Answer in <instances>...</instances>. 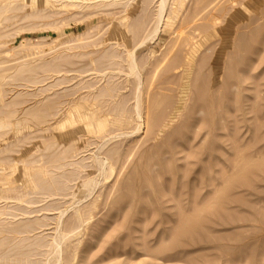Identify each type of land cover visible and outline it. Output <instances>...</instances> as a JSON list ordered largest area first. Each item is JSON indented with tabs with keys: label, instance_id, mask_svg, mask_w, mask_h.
<instances>
[{
	"label": "rangeland",
	"instance_id": "1",
	"mask_svg": "<svg viewBox=\"0 0 264 264\" xmlns=\"http://www.w3.org/2000/svg\"><path fill=\"white\" fill-rule=\"evenodd\" d=\"M206 1L174 3L176 13L152 40L158 0L84 9L54 0H0V206L8 178L30 193V173L47 183L65 180L60 171L49 172L51 180L45 175L57 157L68 152L89 159L81 178L62 192L67 195L35 193L31 207L9 202L34 211L0 217V262L17 263L26 250L33 260L47 258L51 248L36 243L51 239L59 209L68 208L70 228L74 208L87 207L81 233L64 244L71 264H264V0H217L215 10L204 9ZM187 36L201 41L196 56L183 42ZM134 45L143 66L141 128L109 124L99 131L94 112L106 115L127 99L132 111L135 77L127 75L123 56ZM187 57L194 65L189 75ZM103 142L102 156L116 153L107 179L90 158ZM93 176L99 184L84 199L83 181ZM49 205L55 209H44ZM34 219L45 223L34 233L20 239L10 233Z\"/></svg>",
	"mask_w": 264,
	"mask_h": 264
},
{
	"label": "bare ground",
	"instance_id": "2",
	"mask_svg": "<svg viewBox=\"0 0 264 264\" xmlns=\"http://www.w3.org/2000/svg\"><path fill=\"white\" fill-rule=\"evenodd\" d=\"M9 2L11 1V0H8ZM112 1V0H111ZM185 0H158V4H157V11H155L156 12V14H157V19H156V25H154L155 26V28L153 29V36L151 37V36H149L151 39L153 38V37H155L154 36V34H156L157 32H158V30H159V27H160V24H162L163 23V21H164V19H167L168 18V20L171 18L170 16L172 15V14H174V13H176V11L172 8V6H173V4L175 3V4H180V5H182L183 6V2H184ZM18 2V1H17ZM54 2H58V3H60L62 6H70V5H76V6H78L79 8L81 7V8H85L86 6L87 7H89V6H94V5H96V7L98 6H103V5H108V2H110V0H54ZM119 2V0H114V1H112V3H111V6L113 5H115V4H113V3H116V5H118L117 3ZM122 2V1H121ZM147 2H148V0H147ZM198 2V1H197ZM216 2H217V0H211V1H209V2H207L206 1V6H205V8L204 9H209L212 5V7H213V9L215 10L216 8H214V7H217V5H215L214 6V4H216ZM242 2V1H241ZM110 3H109V6H110ZM124 3V2H123ZM122 3V4H123ZM59 4V5H60ZM120 4V3H119ZM128 4V2L126 3V5ZM199 4V3H198ZM24 5V4H23ZM171 5V8L169 7ZM220 5V4H219ZM218 5V6H219ZM9 7V6H8ZM97 7V8H98ZM83 8V9H84ZM129 8V7H128ZM212 9V8H211ZM212 9V10H213ZM202 10V9H201ZM213 10V11H214ZM226 10V9H225ZM0 11H1V9H0ZM6 11V10H5ZM125 11V10H124ZM205 11V10H204ZM203 11V12H204ZM213 11H211V13L213 12ZM198 12V11H197ZM62 13V12H61ZM215 13V12H214ZM52 14V13H51ZM216 14V13H215ZM222 14V13H221ZM53 15V14H52ZM88 15H89V13H88ZM91 15V14H90ZM190 15V14H189ZM195 15V14H194ZM210 15V17H211V14H209ZM197 16H198V14H197ZM197 16H196V18H195V20L197 21V22H199L200 20V16L201 15H199V21L197 20ZM213 16V15H212ZM219 16V15H218ZM224 16V15H223ZM124 17V16H123ZM208 17V16H207ZM206 17V18H207ZM216 17V16H215ZM128 18V17H127ZM181 18V17H180ZM203 18L204 17H202V19L201 20H203ZM205 18V19H206ZM124 19V18H123ZM209 19V18H208ZM214 19V18H213ZM229 19V18H228ZM194 20V19H193ZM192 20V21H193ZM218 20V19H217ZM182 21V20H181ZM192 21H190L189 22V24L192 22ZM195 21V22H196ZM210 21H211V19H210ZM194 22V21H193ZM209 22V21H208ZM219 22H220V20H219ZM214 23H216V22H214ZM188 23H187V25H189ZM212 24V23H211ZM181 25V24H180ZM183 26H187L186 24L184 25V24H182ZM190 25H192V23L190 24ZM189 25V26H190ZM215 24H213V26H214ZM139 26H141V25H139ZM203 25H201V27H202ZM216 26V25H215ZM181 27V26H180ZM176 28H178L177 26H176ZM196 28H199V29H201L200 28V25H198ZM196 28H194L195 30H199V29H196ZM203 28H204V26H203ZM203 28H202V30L200 31V32H202V31H204L203 30ZM183 29H185L184 27H183ZM190 29V28H189ZM205 29V28H204ZM139 30H140V28H139ZM182 30V29H181ZM180 30V31H181ZM225 30L226 29H224V32H222V33H225ZM176 31V30H175ZM184 31V35H186V32H185V30H183ZM187 32H189V31H187ZM151 35V34H150ZM183 35V37H185ZM187 35H188V33H187ZM221 35H223L224 36V34H221ZM226 35V34H225ZM176 36V35H175ZM179 36V35H178ZM188 37V36H187ZM189 37H191V36H189ZM188 37V38H189ZM136 38V37H135ZM178 38V37H177ZM176 38V39H177ZM234 38V37H233ZM149 39V38H148ZM147 38L146 39H144L141 43H140V41H138L139 42V46H144L149 40H148ZM179 39V38H178ZM153 40V39H152ZM181 40V39H180ZM191 40H193V38L191 37V39L189 38L188 40H184L183 42H184V44L187 46H189V47H195L196 48V50H194V52H195V56L198 54V47H200V42L201 41H191ZM150 42V41H149ZM180 42V41H179ZM186 42V43H185ZM235 42V41H234ZM177 43V42H176ZM138 44V43H137ZM180 44V43H179ZM94 45V44H93ZM135 45H136V43H135ZM135 45H134V47L133 48H131V49H125L126 50V55H125V57L123 56V61H125L126 62V64H127V71H126V73H127V75H129V76H133V77H135V84H134V87H133V103L131 104V105H133V107H132V111L131 112H129V111H127V105L129 106V99H127L123 104H122V106L121 107H118V108H115V109H111V110H109L108 112H107V114L106 115H103V113H101V115H98L97 114V112L95 113H93V119H94V121H96L97 122V126H98V130L99 131H105L107 128V126L109 125V124H116V125H119V126H124V125H130V124H136L135 125V129L136 130H140V126H141V122H139V120H142L143 118H144V104H145V100H144V95L142 94V83L144 82H142V79H141V69L143 68V66L140 64V62H139V57L137 56V50H136V48H135ZM176 46H178L177 44H175ZM137 46V45H136ZM139 46H137V47H139ZM182 46V45H181ZM178 47H180V46H178ZM70 48V47H69ZM123 48V47H122ZM102 52V51H101ZM169 52V51H168ZM103 53V52H102ZM91 54V53H90ZM125 54V53H124ZM171 54V53H170ZM76 55V54H75ZM163 55H165V53L163 54ZM176 55V54H175ZM104 56V55H103ZM111 56V55H110ZM109 56V57H110ZM169 56V55H168ZM167 56V57H168ZM113 57V56H112ZM118 57H120L121 59H122V57L119 55ZM115 58V57H114ZM115 59H118V58H115ZM112 60V59H111ZM165 60V59H164ZM175 61V60H174ZM164 63V62H163ZM186 63H187V75H189L190 73H192L193 71V67H194V65H193V61H190V58L188 59V57L186 58ZM194 64H195V62H194ZM167 65V64H166ZM165 65V66H166ZM199 65V64H198ZM121 66H124V65H122L121 64ZM169 66V65H168ZM202 66V65H201ZM155 67V66H154ZM158 67H160V65L158 66ZM186 67V66H185ZM123 68V67H122ZM168 68V67H167ZM159 69V68H158ZM199 70H200V68H199ZM122 71V70H121ZM156 71H157V69H156ZM192 71V72H191ZM154 72V71H153ZM152 72V73H153ZM159 73V72H158ZM185 73V72H184ZM201 73V72H200ZM154 75H156L155 73H154ZM158 75V74H157ZM190 76H192V74L190 75ZM233 76V75H232ZM202 77V76H201ZM152 78H154V76L152 77ZM38 79V78H37ZM36 79V80H37ZM195 79V78H194ZM153 80V79H152ZM205 80H206V78H205ZM134 82V81H133ZM171 82V81H170ZM177 82V81H176ZM198 83V82H197ZM204 84V82H201V84ZM83 84V83H82ZM85 84V83H84ZM153 84V83H152ZM167 84V83H166ZM200 86V85H199ZM116 87V86H115ZM153 87V86H152ZM202 88H204V87H202ZM105 89V88H104ZM113 89H115V88H113ZM131 89V88H130ZM158 89H159V87H158ZM154 90H155V88H154ZM205 90V89H204ZM191 91V90H190ZM1 92V91H0ZM107 92H108V95H109V97H112L113 96V93L112 92H114V90H112V89H108L107 90ZM145 92V91H144ZM210 92V91H209ZM96 93V92H95ZM99 94V93H98ZM105 93H103V92H101L99 95H95V97H94V99L95 98H98V96H103ZM91 95V94H90ZM197 95V94H196ZM209 95H211V94H209ZM213 95V94H212ZM193 96V95H192ZM93 97V96H92ZM209 98V97H208ZM219 98V97H218ZM96 100V99H95ZM94 100V101H95ZM147 100V99H146ZM220 100V99H219ZM63 101V100H62ZM92 101V100H91ZM93 101V102H94ZM99 101V100H98ZM191 101V100H190ZM200 101V100H199ZM211 102V101H210ZM209 102V103H210ZM148 105V104H147ZM205 105V104H204ZM100 106H101V109H103V108H105V106H106V104H100ZM112 106V105H111ZM116 106V105H115ZM212 106H214V105H212ZM5 107V106H4ZM146 107V106H145ZM149 107V106H148ZM204 107V106H203ZM151 108V107H150ZM150 108H149V110H150ZM153 108V107H152ZM200 108V107H199ZM108 109V108H107ZM203 109V108H202ZM201 110V109H200ZM213 111V110H212ZM87 112V111H86ZM86 112H83V113H86ZM172 113V112H171ZM74 114V113H73ZM100 114V113H99ZM108 114L111 116L110 118H108V117H106V116H108ZM83 115V114H82ZM11 116V115H10ZM87 116V115H86ZM18 117V116H17ZM79 117V116H78ZM88 119V118H87ZM5 120V119H4ZM8 120V119H7ZM6 120V121H7ZM149 120H150V118H149ZM158 120V119H157ZM145 121V120H144ZM166 121H168V120H166ZM10 122V121H9ZM157 122H159V121H157ZM171 122V121H170ZM2 123V122H1ZM12 123V122H11ZM163 123V122H162ZM165 123V122H164ZM168 123V122H167ZM166 123V124H167ZM154 125H157V124H154ZM149 126V125H148ZM152 126H153V124H152ZM3 127V126H2ZM5 127H6V125H5ZM4 127V128H5ZM131 127H133V126H131ZM155 127V126H154ZM154 127H152V129L154 128ZM133 128V130H135ZM150 130V129H149ZM88 131V130H87ZM119 131V130H118ZM122 131V130H121ZM134 132H136V131H134ZM111 133V132H110ZM109 133V134H110ZM114 133V132H113ZM112 133V134H113ZM126 133V132H125ZM121 134H122V132H121ZM121 134H119V135H121ZM100 135V134H99ZM115 136H119L118 134L116 135V134H114ZM126 135V134H125ZM128 135V134H127ZM130 135V134H129ZM97 136H98V134H97ZM114 136V137H115ZM108 137H110V136H108ZM95 139V138H94ZM100 140V139H99ZM104 140V139H103ZM124 140V139H123ZM27 141V140H26ZM105 141H108V138L106 139L105 138ZM98 142V141H97ZM102 142V141H101ZM109 142V141H108ZM108 142H103V144L99 147V149H98V152H92V154L90 155V158H93V163L91 164L92 166H94V167H96L98 170H99V175L101 176H105L104 178H106L107 179V177L109 176V175H111V173L113 172V163H112V161L110 160V155H111V159H112V156H113V154H116V153H111V151L108 149L107 151H105V152H103L104 154H103V156L101 155V152L100 151H102V150H104V147H106V144L108 143ZM122 142V141H121ZM93 143V142H92ZM97 144V143H96ZM69 146V149L71 148V147H73L72 146V144H69L68 145ZM68 146H67V148H68ZM90 146V145H89ZM92 147V146H91ZM65 149H66V147H64ZM75 149V148H74ZM64 150V149H63ZM91 150V149H90ZM66 152L68 151L67 149L65 150ZM81 151V150H80ZM115 151V150H114ZM117 151H118V149H117ZM117 151H115V152H117ZM185 151V150H184ZM59 152H61V150L60 151H58V153ZM72 152V151H71ZM52 153V152H51ZM77 153V152H76ZM75 153V154H76ZM87 153V152H86ZM89 154V153H88ZM47 155V154H46ZM50 155V154H49ZM60 155H62L61 153H60ZM156 155H158V154H156ZM43 156V155H42ZM45 156V155H44ZM58 156V155H57ZM79 156V155H78ZM73 155H71V153H68L67 152V154L66 155H63V156H59V157H57V159L54 161L55 162V165L53 164L51 167H49V168H52L53 167V171H51L52 169H48V167L45 165V170L47 171V173L45 174V173H41V174H45L46 176H47V174L50 172V173H52L53 174V172L54 173H56V171H63V173L65 172L66 173V170L67 169H69L70 170V172L71 173H73V174H68V175H61V173L59 172V173H57V174H59L60 175V177H62L63 176V178H64V176H65V180L64 181H58V182H54V183H47L46 182V177L44 176L43 178H42V176H38L37 174H35V173H30L29 175H30V179H31V182H33L34 184H33V188H34V192H30V193H24V192H20L19 190H18V187H17V185L14 183V180H10L9 178H8V180H7V183H9L8 184V187H6L4 190H3V192L1 193V201L2 200H4L5 201V205H1L0 206V217H5V216H7V215H9V214H11L12 215V218L13 219H15L16 217H18L19 216V214H22L21 215V217L23 216V215H27V214H29V213H31V211L33 212L34 210H30L31 208H29V210L28 209H26V208H17V209H15L14 208V206H16L17 204H19V203H25L26 205H28L29 207H31V205L33 204V203H35L34 202V200L32 199L33 197H32V195L33 194H35V195H38V194H40L41 192H42V194L41 195H45V196H52V195H57V194H61V196H63V195H65L66 193H62L63 191H65V190H67L69 187H70V185H69V183L71 182L72 183V181H74L76 178H78V177H80V175H82V173L86 170V168L89 166V162H87V160H89V159H87V158H85V157H83L81 160H76V159H73ZM153 157V156H152ZM261 157H262V155H261ZM40 158H42V157H40ZM50 158V157H49ZM74 158H76V157H74ZM126 158V157H125ZM6 159V158H5ZM46 159V158H45ZM250 159V158H249ZM4 160V159H3ZM47 160V159H46ZM91 160V159H90ZM186 160V159H185ZM92 161V160H91ZM3 162V161H2ZM41 162V161H40ZM53 162V161H52ZM1 163V162H0ZM9 163V162H8ZM7 163V164H8ZM51 163V162H50ZM2 164V163H1ZM44 164V163H43ZM38 165V164H37ZM51 165V164H50ZM49 165V166H50ZM125 165V164H124ZM234 165V164H233ZM31 166H33L32 164H31ZM40 166V165H39ZM41 167H42V165H41ZM41 167H39L40 169H41ZM44 167V166H43ZM47 167V168H46ZM209 167V166H208ZM242 167V166H241ZM95 168V169H96ZM13 169V168H12ZM31 169H32V167H31ZM36 169V168H35ZM88 169H91V168H88ZM14 170H15V168H14ZM56 170V171H55ZM15 172V171H14ZM37 172H40V170H38ZM185 172V171H184ZM242 172V171H241ZM39 174V173H38ZM40 174V175H41ZM57 174H55V176L57 175ZM49 175V177L51 176L50 174H48ZM144 175V174H143ZM52 176H54V174L52 175ZM51 176V177H52ZM42 179H41V178ZM49 177H47V179L49 178ZM199 177V176H198ZM29 178V177H28ZM40 178V179H39ZM81 178V177H80ZM144 178V177H143ZM226 178V177H225ZM51 179H54L53 177L52 178H50V180ZM56 179H57V177H56ZM247 179V178H246ZM104 180V179H103ZM159 180V179H158ZM41 181H44V182H46L47 183V185L46 184H44V182H41ZM12 182V184H10ZM199 183V182H198ZM21 184V183H20ZM98 184H99V180L97 179V177H90V178H87V179H84V181H83V188H82V190H81V193L84 195L83 197H84V199H86L88 196H91L93 193H94V191H95V189H96V187L98 186ZM73 185V184H72ZM2 186V185H1ZM4 186V185H3ZM195 189V188H194ZM70 191V190H69ZM71 193H72V191H71ZM70 193V194H71ZM69 194V193H68ZM171 194V193H170ZM67 195V194H66ZM194 195V194H193ZM60 196V197H61ZM74 196V198H75V196L76 195H73ZM72 196V197H73ZM40 198V197H39ZM64 199V198H63ZM79 200V199H78ZM81 200H83V198L81 199ZM40 201H42V200H40ZM72 201V200H71ZM9 202L11 203H15L16 205H10L9 204ZM39 202V201H38ZM72 202H74V201H72ZM72 204V203H71ZM76 203L74 202V205H75ZM79 204V203H78ZM22 205V204H21ZM202 205H203V203H202ZM87 207H85L84 209H86ZM42 209V208H41ZM41 209H39V210H41ZM44 209H46V210H53V209H55V208H51L50 207V205L49 206H47L46 208H44ZM58 209V208H57ZM84 209L81 207H78V208H74V216H75V223H71L72 224V226L69 228L68 226H65V222L66 221H64L65 219H64V216H65V214L68 212V208H64V209H59V214L57 215V217H56V221H55V227H54V234H53V236L51 237V239L50 240H40V242L38 243H36L38 246L37 247H45L46 249L47 248H51V251H50V253L48 252L47 253V258H37L36 260H33V259H31L30 257H31V251H27L26 250V252H27V254H28V256H24V257H22L21 259H20V257L22 256V255H18L19 256V259L16 257V259H18L17 261V263L15 262V261H13L14 263H11L12 262V260L10 261V263H7V262H5V263H2V262H0V264H71L72 263V261L71 260H68L67 259V261L65 260V249H64V244H66V242L68 241V239H69V237H70V239H71V235H77L78 236V234L79 233H81L80 231H81V229H82V227H83V225L85 224V222H87L88 221V216H85V214H84ZM178 209V208H177ZM10 212H9V211ZM12 210L14 211L15 210V212L16 211H19V212H21V213H17V214H15L14 212L12 213ZM43 210V209H42ZM86 212H87V210H86ZM18 215V216H17ZM47 216V215H46ZM193 217V216H192ZM12 218H10L9 220H12ZM26 218V217H25ZM25 218H23L24 220H25ZM53 218V217H52ZM7 219H8V217H7ZM21 220H23L22 218H20ZM197 219V218H196ZM8 220V221H9ZM18 220H19V218H18ZM38 220V219H37ZM36 219H34V221H29L28 223L27 222H24V223H22L21 225L20 224H17V223H19V222H22V221H18L16 224L18 225V226H16L15 228H13L12 230H11V234H12V232H14L15 234H19V235H21V236H23L22 234H27L28 235V233L30 234V232L32 233L33 231H36L40 226H42V224H45V223H40L39 221L41 220H39V221H37ZM194 221H195V218L193 219ZM192 220V221H193ZM8 221H6L5 223H7ZM28 221V220H27ZM182 221V220H181ZM191 221V222H192ZM1 222V221H0ZM12 222V221H11ZM15 222V221H14ZM179 222H180V220H179ZM9 224V223H8ZM47 224H49V223H47ZM46 224V225H47ZM2 225V224H1ZM0 225V226H1ZM11 225V224H10ZM14 225V224H13ZM191 225V224H190ZM195 225V224H194ZM2 226H5L4 224L2 225ZM70 226V225H69ZM66 227H67V229H66ZM180 227V226H179ZM42 228V227H41ZM182 228V227H181ZM2 229H6V228H4V227H2ZM40 229V228H39ZM184 229V228H183ZM188 229V228H187ZM191 229V228H190ZM192 230V229H191ZM186 231V230H185ZM190 231V230H189ZM4 232V231H3ZM176 232V231H175ZM34 233V232H33ZM41 233V232H40ZM15 234H13V235H15ZM190 234V233H189ZM5 235V234H4ZM17 235H15L16 237H18ZM21 236H19V239H20V237ZM26 236V235H25ZM32 236V235H31ZM44 236V235H43ZM179 236V235H178ZM14 237V236H13ZM37 237H39V236H37ZM173 237V236H172ZM26 238V237H25ZM41 238H44V237H41ZM8 239V238H7ZM16 239V238H15ZM18 239V240H19ZM69 239V240H70ZM21 241H22V239H21ZM20 241V242H21ZM8 242H10V241H8ZM33 242V241H32ZM11 243L13 244V242L11 241ZM15 243V242H14ZM69 243H70V241H69ZM8 244V243H7ZM6 244V245H7ZM12 244H10V246H12ZM21 244V243H20ZM3 244L1 243V247H3L2 246ZM16 245H19V243L18 244H16ZM15 245V246H16ZM27 244H25V246H26ZM70 245V244H69ZM68 245V246H69ZM9 246V247H10ZM14 246V245H13ZM24 246V245H23ZM31 246H33L34 248H35V244L33 245H31ZM67 246V247H68ZM8 250H10V248H8L7 246H5ZM25 248V247H24ZM159 248V247H158ZM7 249H6V251H7ZM16 248H14V250H15ZM5 250V249H4ZM2 251V253L3 252H6V251ZM13 250V251H14ZM20 250H22V249H20ZM31 250V249H30ZM36 250H37V248H36ZM43 251H44V249H43ZM43 251H41L42 253H44ZM9 252V251H8ZM19 251H17V253H18ZM24 252V251H23ZM17 253H15V254H17ZM20 253H22V252H20ZM25 253V252H24ZM29 253L31 254L30 255V257H29ZM41 253V254H42ZM1 254V253H0ZM6 254V253H5ZM5 254H3L4 255V257H5ZM13 255V256H16V255ZM23 254V253H22ZM26 254V255H27ZM34 254V253H33ZM74 254V253H73ZM40 255V254H39ZM42 255H45V254H42ZM41 255V256H42ZM9 256V255H8ZM51 256H53V258L51 259ZM76 256V255H75ZM9 258V257H8ZM7 258V259H8ZM10 258H11V256H10ZM6 259V261H8ZM73 259H76V257H74ZM3 260V259H2ZM1 260V261H2ZM5 261V260H4Z\"/></svg>",
	"mask_w": 264,
	"mask_h": 264
}]
</instances>
